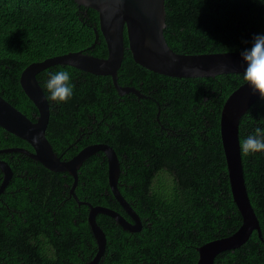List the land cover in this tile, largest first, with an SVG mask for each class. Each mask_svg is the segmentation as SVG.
<instances>
[{"label":"trees","instance_id":"obj_1","mask_svg":"<svg viewBox=\"0 0 264 264\" xmlns=\"http://www.w3.org/2000/svg\"><path fill=\"white\" fill-rule=\"evenodd\" d=\"M165 5V38L178 54L241 53L250 49L255 35L264 34V0H166ZM94 28L99 29V14L74 0H0L1 96L35 122L38 111L21 87L22 72L32 63L83 50L107 58L101 33L92 48ZM61 69L71 73L74 94L67 103L50 102L48 140L58 156L79 140V150L111 146L121 167L118 189L142 220V231L131 233L114 219L98 215L107 237L98 264H198L200 247L240 230L243 218L231 190L221 112L229 96L246 83L242 74L186 79L159 75L134 61L127 38L118 83L145 98L121 96L111 77L61 65L37 76L46 96L49 73ZM258 126L264 128L262 99L242 117L240 141ZM9 148L33 151L0 127V150ZM241 156L262 237L254 231L240 248L219 254L215 264H264V152ZM0 159L13 171L6 188L9 197L1 194L0 202L5 199L27 219L26 208H38L46 196L49 208L57 209L61 218L58 229L68 239L82 234L81 247L53 250L45 264H89L98 249L89 207L70 194L72 176L66 180L64 173L19 153H3ZM108 170L102 152L86 160L78 170L76 197L126 215L110 189ZM2 182L0 171V186ZM34 228L19 229V234L28 238L33 230L40 232ZM24 262L29 264L27 258L17 264Z\"/></svg>","mask_w":264,"mask_h":264},{"label":"water","instance_id":"obj_2","mask_svg":"<svg viewBox=\"0 0 264 264\" xmlns=\"http://www.w3.org/2000/svg\"><path fill=\"white\" fill-rule=\"evenodd\" d=\"M78 6L91 8L99 14V29L94 28L98 44L102 34L108 49L107 58H98L86 51L71 52L65 55L32 63L21 74L20 84L30 101L38 111L33 122L21 111L7 102L0 94V127L9 134L26 141L33 152L24 148L0 150V154L19 153L42 164L55 173H69L74 179L70 190L79 205L88 206V222L97 241L98 252L89 264H98L106 251L107 237L97 223L98 215L108 216L127 232L137 233L142 230V222L118 189L121 174L120 161L116 151L107 144H94L83 149L70 161H63L54 151L47 138L50 123L51 107L46 99L37 76L54 66H70L95 76L112 78L114 87L121 96L134 94L139 98L145 95L132 87H121L118 83V72L125 58L126 38L134 61L143 68L167 77L215 78L220 75L243 74L244 67L241 53H217L186 55L174 52L168 45L164 31L166 29V0H74ZM261 99L253 94L245 83L233 92L225 102L221 112V137L227 161L228 174L234 201L242 215L243 225L231 237L207 243L198 249V264H215L216 257L228 250L240 248L254 231L262 237L260 222L251 204L246 188L242 156L240 150L239 128L242 117ZM102 152L108 164L110 189L120 206L132 218L129 222L119 212L107 207L93 206L79 202L75 190L78 186V170L86 160ZM0 171L3 182L0 195L3 194L12 180L13 171L7 162L0 160Z\"/></svg>","mask_w":264,"mask_h":264},{"label":"flooded vegetation","instance_id":"obj_3","mask_svg":"<svg viewBox=\"0 0 264 264\" xmlns=\"http://www.w3.org/2000/svg\"><path fill=\"white\" fill-rule=\"evenodd\" d=\"M80 144L81 141L79 140L75 144L69 145L59 157H61L63 161L72 160L84 149L79 150ZM69 177H71V175L64 172V178L67 180ZM79 183L80 180L78 179V185ZM73 185L74 182L72 183L71 188ZM66 186L70 187L69 184ZM3 194L6 195L5 199L9 197L6 189ZM5 199L2 198V201L0 202V242L2 239V245L0 246V264H17L25 258L29 260V264H45V260L49 258L50 253L53 250L66 252L76 247L82 241V234L68 239L66 235L58 229L59 225L62 224L59 223L61 218H59V214H57V209L51 210L49 208L50 204L48 197L46 198L45 196L40 203H37L38 208L35 206L32 208H26L25 213L28 215L27 219L24 217V213H20L16 209L13 210ZM123 216L129 222L134 223L132 218L127 214H123ZM75 223L79 225L77 221ZM33 225H35L34 229L37 228L40 231L39 233L33 230L30 235H28V238H24L23 235L19 234V229H24L29 226L31 228ZM88 244L89 241H87V245ZM78 247H81V245H78ZM3 248L4 250L2 251Z\"/></svg>","mask_w":264,"mask_h":264},{"label":"clouds","instance_id":"obj_4","mask_svg":"<svg viewBox=\"0 0 264 264\" xmlns=\"http://www.w3.org/2000/svg\"><path fill=\"white\" fill-rule=\"evenodd\" d=\"M243 60V80L250 87L252 93L259 94L264 100V34L255 35L250 49L241 52ZM46 99L55 104L67 103L74 94L75 85L68 70L61 69L49 73L45 84ZM242 155L264 152V128L256 127L254 132L240 141Z\"/></svg>","mask_w":264,"mask_h":264}]
</instances>
